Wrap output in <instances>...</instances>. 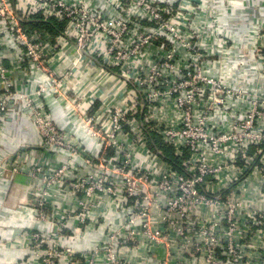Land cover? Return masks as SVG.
<instances>
[{"label":"built area","instance_id":"2783aa9c","mask_svg":"<svg viewBox=\"0 0 264 264\" xmlns=\"http://www.w3.org/2000/svg\"><path fill=\"white\" fill-rule=\"evenodd\" d=\"M210 1L248 5L0 0V218L11 216L3 207L13 177L39 183L32 223L16 227L15 239L1 232L0 248L21 243L33 264H93L101 255L103 264H264V90L239 88L223 73L236 54L264 79V25L242 45L234 34L190 30L201 23L189 26L183 12ZM127 9L170 24L140 44L143 21H124ZM38 16L62 27L42 32L32 25ZM162 34L183 48L160 50ZM56 104L67 110L69 134L56 125ZM9 121L39 140L22 133L15 141ZM100 209L111 218L95 255L64 249L68 220L91 225ZM141 250L147 255L133 261Z\"/></svg>","mask_w":264,"mask_h":264},{"label":"crops","instance_id":"0c3cea01","mask_svg":"<svg viewBox=\"0 0 264 264\" xmlns=\"http://www.w3.org/2000/svg\"><path fill=\"white\" fill-rule=\"evenodd\" d=\"M243 1L245 6L248 3L247 7L236 6L233 7V9H228L227 7H222L219 9V11H232L231 16L226 17L225 19H223L226 21L221 22L224 24L227 23L230 26H237L233 34L235 35L236 39L240 41L237 42L240 45H242V43L248 44L250 42L252 38L251 35L254 32L253 29L255 27V24L261 22V24L264 25V21H258L259 16L255 15L259 11L260 13L264 12V0ZM229 56V66L225 68L226 71L223 70V73L226 74V76H229V81L232 85L245 90H253L258 86H261V89L264 90V79L256 77V74L253 71H250L249 68L245 65L240 67L241 64L236 54ZM221 68L222 67H220V69ZM100 79L101 76H98L96 78L97 81H99ZM52 115L58 128L61 131L67 132L69 134L70 130L72 129V123H70V120L68 119L67 110L63 109V106L56 104V107H53ZM5 127L7 131H11L12 129H14L15 132L11 131L10 133L11 135L13 134V137H16L15 141H17V139L20 141L24 140L22 133L27 134L26 140L28 142H36L37 140H39V136L35 134L34 129L27 125L24 127V125L20 124L19 122L15 123L14 125V123H10L9 121L8 125ZM83 138L86 139L85 137ZM86 143L89 149L93 152V141H90L87 138ZM3 150L10 151L11 149L6 150L3 147ZM38 186V181L31 179L27 175H18L11 179L10 186L7 188L8 193L5 199V206L3 207V209L6 212L10 213L11 216L0 218V233L6 232V234H4L5 236H8L9 238L13 236V238L15 239L18 235V232H16V230L18 229H16V227L32 223V212L38 200ZM108 213L109 212L104 209H100L98 211V214L105 215V217H101L103 224L99 227H93L91 226L93 224H88V221H80L75 216V220H68V227L61 232L64 247L73 249L75 250V252L77 250V252H79V255H77V257H79L82 254L81 252L87 251L97 246L98 243L102 241L103 231L106 227H108V224L110 222L111 215H109ZM98 214L94 213L96 217ZM104 218H108L109 220H104ZM43 225L44 227L51 228V224L49 222H44ZM97 229H99L100 231H96ZM130 252L131 251H129L128 254H130ZM142 254L146 256V250H141L140 253H131L130 257L133 259V261H135ZM24 255L26 257V260L25 263H22L20 259ZM30 260L31 257L30 255H28L27 247L22 245L21 243H16L12 248H0V264H33L30 262Z\"/></svg>","mask_w":264,"mask_h":264},{"label":"rangeland","instance_id":"374dc122","mask_svg":"<svg viewBox=\"0 0 264 264\" xmlns=\"http://www.w3.org/2000/svg\"><path fill=\"white\" fill-rule=\"evenodd\" d=\"M212 3L213 2H208L206 3V7L202 8L201 10H198L197 6L195 5L194 10H188V11H184L183 12V18L181 19V21H186V23L190 26L192 21H196L195 23H199L197 21H200V26L197 27H189L190 30L195 31L196 29H201L203 31V33L207 36H211L212 33H214V35H217L218 37H227L229 34H233L234 30L237 28V26H230L227 23H222L221 21H226L223 20L226 17H230L232 14V11L229 10H225V11H219L218 8H214L212 7ZM158 13V12H157ZM224 13V14H223ZM121 17L123 18L124 21H143L142 23V27H139L137 30V34L143 35V38L140 40V44H144V37L147 38L146 36L148 35H153L154 31H151L152 29L155 30V33H164L165 30H163V26H166L168 23V21H161L159 23L154 22V24H150L148 21H158L155 20L154 18V11L150 10V9H140L139 11H131L130 9L124 10L123 12L120 11ZM139 15V16H137ZM228 15V16H226ZM180 19V18H179ZM192 32V31H191ZM164 40V41H161ZM155 45L157 48L161 49H182L184 42H175L172 43V45H169L166 42V36L165 34H162L161 36L158 37V41L155 42ZM91 205H89L90 208ZM83 206L81 205L80 208H82ZM96 208L95 209H99L97 206H94ZM92 211V209H90ZM95 213V212H94ZM96 214H98V212H96ZM62 215H59V217L56 219L59 220ZM95 215H93V219H94V223L93 226L96 224V226L94 227H99L103 224V221L101 218H94ZM72 220V219H71ZM58 222V221H57ZM96 231H100L99 229H97ZM101 234V233H100ZM66 249V248H64ZM97 249V247L95 246L94 248H91L87 251L81 252L82 254L84 253H88V257L90 256H94L95 255V250ZM68 250H72V249H67ZM75 251V250H74ZM77 252V250H76ZM79 253V252H77ZM106 263V261H104V256L101 255L99 256L98 259H96L95 262H93V264H103Z\"/></svg>","mask_w":264,"mask_h":264},{"label":"trees","instance_id":"16d2710c","mask_svg":"<svg viewBox=\"0 0 264 264\" xmlns=\"http://www.w3.org/2000/svg\"><path fill=\"white\" fill-rule=\"evenodd\" d=\"M33 21L34 22H32V25L34 26V28H36L42 32L56 33V30L60 29L62 27L61 24H59L58 22H55V20H53V19L44 21L43 16L35 17ZM153 145L155 147L162 148L161 141L157 138L156 139L153 138ZM166 154L171 159H174L171 150L166 151Z\"/></svg>","mask_w":264,"mask_h":264}]
</instances>
